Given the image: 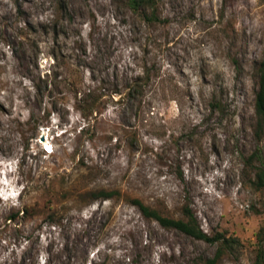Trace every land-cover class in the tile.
Here are the masks:
<instances>
[{"label": "rangeland", "instance_id": "374dc122", "mask_svg": "<svg viewBox=\"0 0 264 264\" xmlns=\"http://www.w3.org/2000/svg\"><path fill=\"white\" fill-rule=\"evenodd\" d=\"M156 2L150 24L127 0H0V264L215 256L132 199L175 219L188 204L205 233L237 239L217 264L264 250V189L251 185L264 0Z\"/></svg>", "mask_w": 264, "mask_h": 264}, {"label": "trees", "instance_id": "16d2710c", "mask_svg": "<svg viewBox=\"0 0 264 264\" xmlns=\"http://www.w3.org/2000/svg\"><path fill=\"white\" fill-rule=\"evenodd\" d=\"M127 2L133 11H137L140 13V16H142L145 22H148L150 24H155L160 21L157 12L158 7L156 0H127ZM257 74L259 80V88L255 98V115H256V133L259 137L264 132V57L257 69ZM130 91H132L133 95L135 93L140 94V92H142L141 86L135 84L134 87H132V90ZM86 95H85V99L83 100L84 105L81 104L82 99L80 100V102H78L79 103L78 108H80L79 110L82 111L84 115H86V112L89 110L91 113L94 111L93 107L86 106L89 97L91 95V91L89 90L86 93ZM257 159H258L257 153H253L249 156L247 164L251 166L255 161H257ZM251 185H253L257 190L264 189L263 168L259 167L255 170V179L251 181ZM114 194L115 192L112 191L111 192L102 191L101 195L100 196L97 195V197H101L105 200H108ZM132 203L138 207L140 212L146 218L157 221L162 227L175 229L197 240H202L208 243L217 244L218 249L215 256L211 259H207L205 264H217L220 258L226 252V250L232 249L235 244H239V241L237 239L227 238L222 233H218L214 236L205 233L201 229L197 218L195 217L192 209L190 208V205L188 204L184 205L183 218L175 219L164 216L159 211L151 208L150 206L145 205L144 202H142L140 199H132ZM33 210H34L33 208H30V209H26V210L24 209L22 211L14 212L11 215H9L7 221L11 223L15 219H17L22 212L24 214H26V212L27 214H32ZM262 233H264V228L261 230L260 234ZM263 257H264V250L262 246H260L257 255V261L255 264H260L262 262Z\"/></svg>", "mask_w": 264, "mask_h": 264}, {"label": "water", "instance_id": "95a60500", "mask_svg": "<svg viewBox=\"0 0 264 264\" xmlns=\"http://www.w3.org/2000/svg\"><path fill=\"white\" fill-rule=\"evenodd\" d=\"M43 139V138H42Z\"/></svg>", "mask_w": 264, "mask_h": 264}]
</instances>
